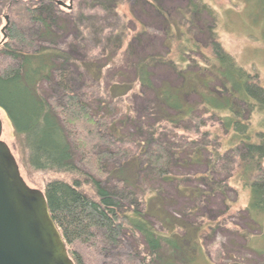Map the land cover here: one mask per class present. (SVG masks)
Here are the masks:
<instances>
[{
	"label": "trees",
	"instance_id": "16d2710c",
	"mask_svg": "<svg viewBox=\"0 0 264 264\" xmlns=\"http://www.w3.org/2000/svg\"><path fill=\"white\" fill-rule=\"evenodd\" d=\"M58 1L61 0L5 1L3 6L7 13L21 6L23 19L29 26L28 32L25 30L27 27L24 32L20 23L9 20L5 38L0 42V110L20 142L25 170L61 173L69 177L46 182L43 193L49 214L70 258L74 264H86L81 251L74 246L90 248L98 240L103 242L101 245L105 250L119 247L121 237L129 236L138 245L135 244L137 248L133 253L124 256L127 262L134 263L141 258L142 262L148 259V264H195V258L205 254L194 237L203 233L202 226L193 229L192 237L188 234L191 227L172 215L164 214L156 193L139 200L145 194L146 178L180 181L170 176L176 153L156 141L151 133L153 129H146L147 125H152L144 124L138 118L133 132L138 145L135 150L123 147L125 136L120 129L132 121L131 117L122 115L119 108L116 112L119 117L108 114L110 99L93 101L94 108L88 100V93L71 91L67 69L74 67V61L79 64L78 70H75L87 79L93 78L96 89H100L98 82L104 79L102 65L96 64V67L84 61L90 59L91 49L96 48V44L101 56L108 54L111 61L110 54L117 56L118 43L124 33H104L103 30L107 20H117L115 10L123 2L89 0L93 7L79 15L91 28L93 42L87 43L85 48L84 37L76 28L74 40L68 41L72 46L70 50L69 45L66 48L58 45L57 36L63 24H76L71 18L78 15H72V2L76 0L71 1V8L58 4ZM141 1L165 27V36L169 38L163 39L164 56L170 51L171 40H178V62L157 54L139 56L130 63L131 78L126 83L138 84L139 88L150 93L149 110L162 113L154 118L157 122L161 119L167 124H176L180 119L188 118L197 130L203 125V120L194 117V112L223 113L218 117L220 128L225 134L230 133L223 152L208 149V142L204 145L192 141L187 143L192 151L186 153L184 159L203 163L207 169L199 177L207 186V191L195 188L187 193L195 198L210 195V192L220 189L223 181L213 180L207 172L215 173L218 167L229 171L235 169L237 180L249 192L245 213L255 221L252 218L255 214L264 213V87L256 74L245 71L224 50L216 31V12L205 1L186 0L184 10H179L175 18L164 10L158 0ZM245 2L255 18L264 14V0ZM130 47L127 46V56H130ZM73 50L76 52L74 55ZM196 56L203 63L197 62ZM120 64L121 60H118L107 66L117 67ZM178 64L186 65L178 68ZM159 66L171 70L181 80L180 85L166 82L159 87L153 86L152 71ZM191 92L198 94L197 103L188 102L186 94ZM255 116L257 120L252 123ZM118 135L119 141L116 139ZM76 149L87 157L95 174L81 170L75 164ZM182 149L183 146H179L177 151ZM204 153L209 157H204ZM128 159L130 162H126ZM122 160L125 161L123 164L130 163L133 179L122 169ZM110 162L115 163V169L110 170L113 182L109 179L104 181L108 172L105 165ZM180 190L186 189L183 187ZM196 207L193 206L194 209ZM152 217L161 230L156 229ZM256 223L261 230V223ZM252 249V262L264 264V247L258 249L252 246ZM141 252L143 255L137 257ZM207 257L210 258L208 254ZM222 258V249H215L213 262L221 264Z\"/></svg>",
	"mask_w": 264,
	"mask_h": 264
},
{
	"label": "rangeland",
	"instance_id": "374dc122",
	"mask_svg": "<svg viewBox=\"0 0 264 264\" xmlns=\"http://www.w3.org/2000/svg\"><path fill=\"white\" fill-rule=\"evenodd\" d=\"M5 1L10 2L12 0H0V6H3L6 3ZM61 1L66 4L69 3L68 0ZM121 1L123 4L115 10L117 20H113V22L107 20L103 30L104 33L108 31L124 33L118 43L119 49L117 50V56L110 54L113 58L112 61L108 54L101 56L98 51L99 47L96 44V48L91 49L90 59H85L84 61V63L87 61V63L93 64L96 67L97 65H102L104 79L98 82L101 86L99 89L100 92L96 89V81L93 78L90 77L87 79L76 71L78 70L77 67L79 64L75 61L74 64L72 63L74 67L67 69L69 72L71 91L81 94L88 93L90 97L88 100L94 108L95 103L93 101L97 99L108 101L110 99L111 104L107 105L109 107L107 108L108 114L112 113L114 117L117 108H119V110L122 109V115L125 114L131 117L132 121H129L124 126L122 125L123 129H120V133H124L125 136L124 143L122 144L123 147L129 146L135 150V147L138 145L136 136L133 134L137 126L136 120L138 118L142 123L153 126L148 127L147 125L146 129L148 131L153 129L151 133H153L152 136L156 138V141L158 140L168 148L173 149V152L176 153L175 162L170 168V176L177 180L180 179V181L164 182L146 178V185L144 187L146 188L145 194L139 200L142 201L150 193H156L159 197L157 201L162 203L161 208L165 212L164 214L172 215L173 218L175 217V219L177 218L185 225L191 227L188 230V234L192 237L194 236V233H191L194 231L193 229L200 225L202 226L201 231L203 233L201 234L199 231V236L194 237H196V241H199L198 243L204 249L205 254H201L198 258H195V264H216L213 262L212 257L215 249L218 248H221L223 251L221 264H236L238 262L240 264H254L252 262L254 260V249H252V246L258 249L264 247V213L259 215L255 214L252 217L256 222L259 221L261 223L260 230L257 223L252 221L250 216H247L245 213L249 192L237 180V172L235 169L229 171L226 168L221 169L218 167L215 173L207 172L213 180L223 181L220 189L210 192V195L195 198L194 195L187 193L188 190L195 188L203 192L207 191V186L203 185L199 179L200 175L207 171L204 164L192 163L184 159L185 154L192 151L187 143L190 144L192 141L196 144L203 143L204 145L208 142V149L212 148L219 153L223 152L227 147L226 143L230 137V133L225 134L220 128L218 117L223 115V113L213 114L211 112H204L200 114L198 111L194 112V117H200L203 120V125L198 127L197 130L194 123L188 118H182L176 124H167L161 119H159L160 122L155 120L162 113L161 111L158 112V110L156 112L149 110L148 100L151 97L150 93L139 88L138 84L132 85V82H126L130 81L128 79L131 78L129 74L131 71L130 63L135 58L142 57V55L147 53L164 56L166 49L163 46V39L168 36H165V27L162 25L160 19L147 6H144L141 0H137L136 3L134 0ZM158 1L164 10L172 18H175L179 10H184L186 0ZM202 1L209 4L216 12V31L218 33V40L224 50L234 57L238 65L245 71L256 74L260 85L264 87V14L255 18L254 14L251 13L249 4L245 0ZM92 4V1L89 0H76L72 2L74 10L72 15L78 14L76 17L71 16L76 22V27L70 23L62 25V29L59 30L57 36L59 46L68 47V41L74 40L76 28L81 33L80 36L84 37L86 43L83 44L85 48L87 47V43L93 42L90 34L91 28L85 23L84 18L79 15L80 12L87 13L93 7ZM17 7L19 6H16L12 13H7L6 7L4 6L0 8V42L4 40L6 34V28L1 33V30L5 26V16L8 17V20H16V22L20 23L22 30L26 27L25 30L28 29L29 25L23 19V11L20 9L21 6L19 8ZM144 7L146 10H144ZM61 8L62 11L67 12L66 8ZM180 22L182 23V20ZM102 36H104L103 33ZM131 37H135V39L132 40ZM177 41L175 38L171 40L170 51L165 55L168 59L176 63L178 62ZM129 45L131 46L130 56H127L126 50ZM69 47L71 50L72 46L69 45ZM202 51L206 53L204 49ZM74 54L76 52L73 50L72 55ZM118 60H121V64L117 67L107 66V64L112 62L116 63ZM196 61L200 64L203 63V60L201 61L198 56H196ZM185 65L183 64L181 66ZM181 66L179 64L177 65L178 68H181ZM166 82L173 86H179L181 80L173 75L167 67L159 66L153 69V86L159 87L162 83ZM114 88L117 89L113 91ZM118 89L120 90L118 91ZM47 93L50 94L51 92L47 90ZM186 98L190 103H197L198 94L194 92L187 93ZM117 116L119 117L120 115L116 114L115 117ZM0 117L2 122L1 139L10 148L19 166L21 176L30 187L43 191L46 182L54 179L64 180L69 178L67 175L61 173L30 172L25 170L22 164L24 155L20 149V142L16 138L13 128L2 110H0ZM256 120L257 117L255 116L251 121L254 123ZM116 139L119 141V135ZM179 146H183L181 152L177 151ZM74 153L75 164L81 170L95 174V170L87 157L82 155L81 151L77 149ZM206 153L208 154V152ZM206 153L203 155L208 158L209 156L207 157ZM126 162H130V159ZM123 163L125 161L122 160L120 164ZM123 165L122 169H124L125 174L133 179L130 163ZM262 166L264 167V160L262 161ZM114 167V162L106 163L105 165L108 172ZM108 172L104 176V181L109 179L113 182V175L111 172ZM183 187L186 190H180ZM193 206L196 208L194 209ZM183 210L185 211L182 212ZM151 220L159 231L160 227L155 223V218L152 217ZM101 243L103 242L97 240L93 247L83 248L76 245L74 248L81 251L86 264H148V259L142 262L141 258H137L138 260L134 263L125 261L124 256L130 252L133 253L138 245L129 236H122L120 246L116 248H105L104 250L102 249ZM135 244L137 245L135 246ZM138 248L140 249V246ZM140 254L137 257L143 255L142 252ZM207 254L210 258L207 257Z\"/></svg>",
	"mask_w": 264,
	"mask_h": 264
},
{
	"label": "water",
	"instance_id": "95a60500",
	"mask_svg": "<svg viewBox=\"0 0 264 264\" xmlns=\"http://www.w3.org/2000/svg\"><path fill=\"white\" fill-rule=\"evenodd\" d=\"M71 1L58 4L71 8ZM1 132L0 117V264H74L43 191L25 182Z\"/></svg>",
	"mask_w": 264,
	"mask_h": 264
}]
</instances>
